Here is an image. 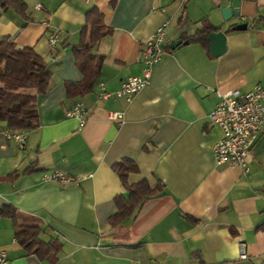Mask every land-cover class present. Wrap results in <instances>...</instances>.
I'll list each match as a JSON object with an SVG mask.
<instances>
[{"label":"crops","instance_id":"crops-1","mask_svg":"<svg viewBox=\"0 0 264 264\" xmlns=\"http://www.w3.org/2000/svg\"><path fill=\"white\" fill-rule=\"evenodd\" d=\"M26 14L0 2V39L34 48L53 75L40 95V126L27 131L25 147L5 136L0 122V206L13 205L42 223L41 237L58 239L54 261L29 253L12 218L0 214V247L8 264H264V128L245 173L218 164L219 126L210 124L218 91L254 89L264 78V0H24ZM96 6L110 31L91 48L100 64L92 90L81 94L84 72L73 47L81 41L86 12ZM169 21L165 54L150 83L132 97L100 98V83L117 91L144 73V41ZM248 24L247 29H237ZM209 24L227 34V49L185 37ZM58 42L50 46V34ZM188 40L181 46L171 45ZM94 67L95 60L84 56ZM88 109L83 127L68 111ZM113 112L123 119L115 121ZM131 158L138 171L129 183L147 180L158 191L120 223L116 197L127 190L114 169ZM34 164V165H33ZM34 166L31 171L27 168ZM62 171L69 184L44 180ZM241 243L249 252L240 258Z\"/></svg>","mask_w":264,"mask_h":264},{"label":"trees","instance_id":"trees-1","mask_svg":"<svg viewBox=\"0 0 264 264\" xmlns=\"http://www.w3.org/2000/svg\"><path fill=\"white\" fill-rule=\"evenodd\" d=\"M5 8L13 5L26 14L27 4L24 0H0ZM264 23V12L254 21V26ZM218 30L206 24L194 34L185 37L191 42H200L209 48L208 35ZM110 28L104 21V14L96 7L86 12V22L81 31V41L73 47L77 64L85 74L80 83V93L92 90L99 72L100 64L91 54V48ZM84 56L95 60L94 67ZM53 72L45 59L32 47H19L8 38L0 39V122L9 131L32 130L40 126L38 101L40 95L50 87ZM34 165V164H33ZM27 168L31 171L34 166ZM114 169L120 176L127 193L116 197L118 212L110 221L120 223L124 218L133 214L143 204L145 199L155 194L159 187L153 188L147 180L137 183L128 182V174L138 171L137 163L131 158H123L114 164ZM0 214L13 219L17 239L29 253H35L43 259L54 262L61 251L58 239L41 237L42 222L34 215L21 212L13 205L0 206Z\"/></svg>","mask_w":264,"mask_h":264},{"label":"built area","instance_id":"built-area-1","mask_svg":"<svg viewBox=\"0 0 264 264\" xmlns=\"http://www.w3.org/2000/svg\"><path fill=\"white\" fill-rule=\"evenodd\" d=\"M168 25L169 21L164 22L144 41L143 75L128 78L117 91H108L105 84L100 83V98L124 97L131 100L134 95L150 83L154 66L162 60L166 52L165 42ZM49 41L50 46L54 47L58 42V34L56 32L50 34ZM217 93L219 100L209 114L210 124L219 126L222 131L221 138L214 146L217 163L238 165L245 173H248L252 147L258 139L260 131L264 128V78L256 84L253 90L248 92L234 88ZM68 115L77 118L80 127H83L87 121L88 109L84 104L77 103L68 111ZM111 118L115 121H121L123 114L113 112ZM5 136L8 139L17 140L20 147H25L27 144V130H7ZM43 179L63 185L74 181V178L62 171L45 173ZM240 258H249L245 243H241ZM8 262L7 250L0 247V264H8ZM254 264H262V262H255Z\"/></svg>","mask_w":264,"mask_h":264},{"label":"water","instance_id":"water-1","mask_svg":"<svg viewBox=\"0 0 264 264\" xmlns=\"http://www.w3.org/2000/svg\"><path fill=\"white\" fill-rule=\"evenodd\" d=\"M239 6V0H233L230 6H226L223 8V13L225 17H229L230 15L234 14V9ZM248 24H241L237 26V29L244 30L247 29ZM208 40L210 42V51L213 56H220L222 55L227 49V34L223 30H214L209 33ZM184 43H188V40L182 41L177 40L175 41L171 47L174 48L176 46H181Z\"/></svg>","mask_w":264,"mask_h":264}]
</instances>
